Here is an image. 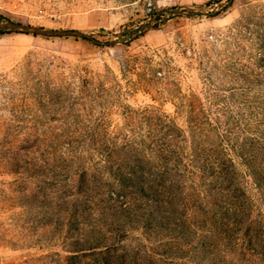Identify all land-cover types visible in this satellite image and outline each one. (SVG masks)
<instances>
[{
    "label": "rangeland",
    "instance_id": "1",
    "mask_svg": "<svg viewBox=\"0 0 264 264\" xmlns=\"http://www.w3.org/2000/svg\"><path fill=\"white\" fill-rule=\"evenodd\" d=\"M0 16V264H77L48 139L120 144L143 133L148 106L186 130L190 95L205 101L209 78L235 85L233 60L259 71L248 53L264 38V0H0ZM6 21L89 38L10 32Z\"/></svg>",
    "mask_w": 264,
    "mask_h": 264
},
{
    "label": "trees",
    "instance_id": "2",
    "mask_svg": "<svg viewBox=\"0 0 264 264\" xmlns=\"http://www.w3.org/2000/svg\"><path fill=\"white\" fill-rule=\"evenodd\" d=\"M254 46L259 71L238 59L235 85L209 78L205 101L189 97L186 130L148 106L143 133L120 144L48 139L46 169L77 264H264V38Z\"/></svg>",
    "mask_w": 264,
    "mask_h": 264
},
{
    "label": "water",
    "instance_id": "3",
    "mask_svg": "<svg viewBox=\"0 0 264 264\" xmlns=\"http://www.w3.org/2000/svg\"><path fill=\"white\" fill-rule=\"evenodd\" d=\"M155 21H156L155 18H151L149 22H155ZM4 27L17 32L21 31L25 33L39 34L44 36L78 35L85 38H89L88 34L82 31L49 30L41 27L25 26L20 23H15L12 21H6L4 23Z\"/></svg>",
    "mask_w": 264,
    "mask_h": 264
}]
</instances>
